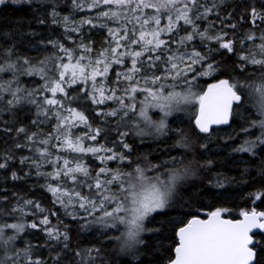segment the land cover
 <instances>
[{"label":"snow or ice","instance_id":"6c2138e0","mask_svg":"<svg viewBox=\"0 0 264 264\" xmlns=\"http://www.w3.org/2000/svg\"><path fill=\"white\" fill-rule=\"evenodd\" d=\"M226 182L264 188V0H0V264H264Z\"/></svg>","mask_w":264,"mask_h":264},{"label":"trees","instance_id":"16d2710c","mask_svg":"<svg viewBox=\"0 0 264 264\" xmlns=\"http://www.w3.org/2000/svg\"><path fill=\"white\" fill-rule=\"evenodd\" d=\"M242 0H228V4L230 6H235L237 4H241ZM15 6H9L8 8H4L3 12L7 14L8 16L13 15V8ZM239 11V9H238ZM38 30L44 31L43 26L34 25ZM207 82L211 83L213 82L211 78H205ZM206 87V84H204ZM179 90V89H178ZM143 149V145L141 146ZM160 151H163V146H161ZM178 151H183V149H179ZM214 152L217 153H223L222 148H215L213 149ZM237 156H244V154H233ZM239 163V168L236 167H223L221 168V171L225 172L230 177H236L237 179H240V173L243 171L245 164L243 162ZM253 172H255V166H252L251 169ZM35 178H33L34 180ZM193 180L196 179V177L192 178ZM207 179V178H206ZM191 182V180L189 181ZM32 181H30V184ZM212 192L217 193L216 197L208 198L206 197L203 201V207L200 209V215L202 218L205 217V214L209 211L215 210V207L225 206L230 209L231 215L235 216L237 218L238 214L242 210H251L253 207H255L258 211H264V197H262L261 200H255L253 195H250V193H256L257 191L264 192V188L261 187V185L256 183H233L231 185H228L226 182L225 188H213L211 189ZM32 198L40 200L44 206L50 207L49 199L50 194L46 193L43 189H40L39 187H36L34 189V192L32 193ZM53 219V223H55V218ZM69 223V227L72 229L70 235L72 238V244L75 246L79 241H84L87 238H89V233L80 230L79 226L75 223L71 222L70 220L67 221ZM79 231V236L77 235V232ZM117 235L119 233H116ZM167 235H170V232L167 233ZM256 240L264 239V233L258 234L255 237ZM116 241H113V247L116 246ZM165 245H170L171 240H164ZM172 253H166L165 255H171ZM123 259H130L126 257H118L117 258V264H120V261Z\"/></svg>","mask_w":264,"mask_h":264},{"label":"rangeland","instance_id":"374dc122","mask_svg":"<svg viewBox=\"0 0 264 264\" xmlns=\"http://www.w3.org/2000/svg\"><path fill=\"white\" fill-rule=\"evenodd\" d=\"M153 116H154V118L157 116V114L156 113H153Z\"/></svg>","mask_w":264,"mask_h":264},{"label":"water","instance_id":"95a60500","mask_svg":"<svg viewBox=\"0 0 264 264\" xmlns=\"http://www.w3.org/2000/svg\"><path fill=\"white\" fill-rule=\"evenodd\" d=\"M201 218H202V217H201ZM204 218H206V216H205ZM258 234H263V233H257V235H258Z\"/></svg>","mask_w":264,"mask_h":264}]
</instances>
